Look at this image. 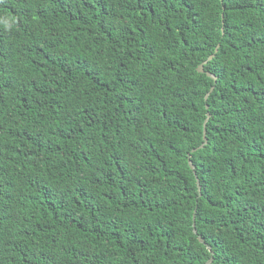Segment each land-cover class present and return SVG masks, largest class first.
I'll return each mask as SVG.
<instances>
[{
	"label": "trees",
	"instance_id": "16d2710c",
	"mask_svg": "<svg viewBox=\"0 0 264 264\" xmlns=\"http://www.w3.org/2000/svg\"><path fill=\"white\" fill-rule=\"evenodd\" d=\"M210 257L264 264V0H0V264Z\"/></svg>",
	"mask_w": 264,
	"mask_h": 264
},
{
	"label": "water",
	"instance_id": "95a60500",
	"mask_svg": "<svg viewBox=\"0 0 264 264\" xmlns=\"http://www.w3.org/2000/svg\"><path fill=\"white\" fill-rule=\"evenodd\" d=\"M213 56H214V53L210 54L206 60H204L203 62H201V63L199 64V66H198V70H199L200 72H204V71H206L204 64H205L209 59H211ZM206 72H207L208 75L212 76L214 79L217 78V76H216L215 74H213L212 72H210V71H206ZM211 89H213V86L211 87ZM208 94H209V92L206 94V96H205L206 98L208 97ZM207 107H208V104H207ZM209 117H210V112H208L207 117H206V119H205V123H204V141H203L198 147L193 148V150H196L197 148L203 147V146L207 143L206 124H207V121H208ZM190 165H191V167H192L193 169H195V164L192 162V160H190ZM195 174H196V178H197L198 188H199V190H201V184H200L199 177H198V175H197V173H196V170H195ZM193 226H194V231L197 232L196 223H195V215H194ZM199 240H200L201 242H204L205 244H207L208 248L213 252V250H212V248H211V245H209V244L205 241V238H204L203 236L199 235ZM212 261H213V257H210V258H209L204 264H210Z\"/></svg>",
	"mask_w": 264,
	"mask_h": 264
}]
</instances>
